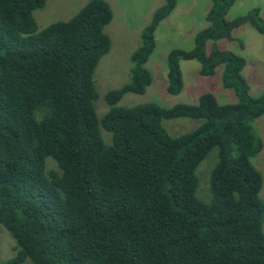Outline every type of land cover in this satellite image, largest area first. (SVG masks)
<instances>
[{
	"label": "trees",
	"instance_id": "16d2710c",
	"mask_svg": "<svg viewBox=\"0 0 264 264\" xmlns=\"http://www.w3.org/2000/svg\"><path fill=\"white\" fill-rule=\"evenodd\" d=\"M209 1L192 46L165 54V90L178 93L179 61L196 60L204 76L222 65L235 100L203 92L194 104L117 105L151 81L153 32L176 3L163 0L140 30L128 81L105 94L97 116L92 73L110 45L105 0L40 30L32 11L45 0H0V224L16 246L0 264H264V204L250 162L264 146L252 126L264 115V89L249 94L238 54L215 43L205 52L244 22L264 33V22L256 7L228 19L234 0ZM181 117L199 122L171 135L163 121ZM212 148L203 202L195 169Z\"/></svg>",
	"mask_w": 264,
	"mask_h": 264
},
{
	"label": "rangeland",
	"instance_id": "374dc122",
	"mask_svg": "<svg viewBox=\"0 0 264 264\" xmlns=\"http://www.w3.org/2000/svg\"><path fill=\"white\" fill-rule=\"evenodd\" d=\"M88 0H45L41 8L34 9L32 16L36 29L40 30L51 22L67 20ZM111 11V20L103 27L109 38V48L94 67L92 78L96 98L93 107L97 116H101L108 108L105 94L128 81L130 54L140 43V30L151 17L152 11L162 4L163 0H105ZM209 0H176L172 11L158 22L154 32V48L146 61L151 81L142 93L125 92L117 105L130 106L143 102H154L160 106L176 103L194 104L203 92L211 93L218 103H230L235 100L233 91L221 85L222 65L214 69L212 75L198 73L196 60H181L179 68L182 86L178 93L170 94L165 90L167 83L165 54L172 47L189 49L193 43L194 33L205 26V14L209 8ZM258 8L264 22V0H234L225 17L230 19L243 14L250 8ZM232 38H220L207 41L205 52L215 43L216 48L234 52L244 59L241 74L248 85L252 96L264 89V33L258 32L250 23L234 28ZM198 119L174 118L163 121V125L171 135L191 130L198 124ZM252 126L259 138L264 137V115L256 118ZM104 144L111 142L110 133L100 129ZM216 161V148H212L199 162L195 169V197L203 202L209 200L207 178ZM250 162L260 175L258 197L264 204V146L250 158ZM48 165L52 166L51 163ZM264 233V223L262 224ZM16 246L11 235L0 224V261L15 255ZM22 264H33L26 258Z\"/></svg>",
	"mask_w": 264,
	"mask_h": 264
}]
</instances>
